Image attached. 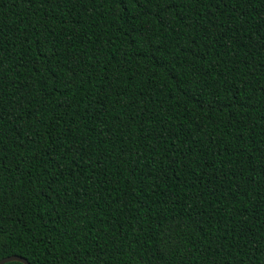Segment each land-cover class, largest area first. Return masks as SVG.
I'll use <instances>...</instances> for the list:
<instances>
[{"label": "trees", "instance_id": "16d2710c", "mask_svg": "<svg viewBox=\"0 0 264 264\" xmlns=\"http://www.w3.org/2000/svg\"><path fill=\"white\" fill-rule=\"evenodd\" d=\"M13 254L264 264V0H0Z\"/></svg>", "mask_w": 264, "mask_h": 264}, {"label": "water", "instance_id": "95a60500", "mask_svg": "<svg viewBox=\"0 0 264 264\" xmlns=\"http://www.w3.org/2000/svg\"><path fill=\"white\" fill-rule=\"evenodd\" d=\"M10 261H21L24 264H31L27 258L20 256V255H16V254L9 255V256L2 258L0 260V264H5V263L10 262Z\"/></svg>", "mask_w": 264, "mask_h": 264}]
</instances>
